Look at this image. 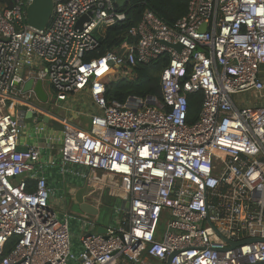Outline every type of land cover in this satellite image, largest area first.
I'll return each instance as SVG.
<instances>
[{
	"label": "built area",
	"instance_id": "obj_1",
	"mask_svg": "<svg viewBox=\"0 0 264 264\" xmlns=\"http://www.w3.org/2000/svg\"><path fill=\"white\" fill-rule=\"evenodd\" d=\"M120 1L53 0L44 30L27 21L33 0L0 5V264H264V103L234 100L264 92V0H190L174 26L146 9L129 29L135 42L86 60L106 29L126 19ZM165 53L161 101L107 100V81ZM47 78L57 101L90 93L98 112L89 128L33 104L35 83ZM196 91L204 101L190 125L188 94ZM22 107L62 125L46 141L58 147L63 173L87 168L78 174L100 193L99 207L106 191L119 201L106 233L80 236L79 255L70 215L61 220L50 204L40 146L19 150Z\"/></svg>",
	"mask_w": 264,
	"mask_h": 264
},
{
	"label": "trees",
	"instance_id": "obj_2",
	"mask_svg": "<svg viewBox=\"0 0 264 264\" xmlns=\"http://www.w3.org/2000/svg\"><path fill=\"white\" fill-rule=\"evenodd\" d=\"M190 0H121L118 10L126 14V19L119 24L108 27L105 35L99 37V45L86 53L85 59L99 58L109 51L117 50L124 42H135L136 38L129 35V29L139 23L146 9L152 10L169 26L188 12ZM3 7H12L14 0H0ZM170 56L165 53L149 62H137L128 74H122L106 83V98L109 102L124 103L129 97H155L162 100L161 74L168 66ZM189 110L187 122L194 124L199 118L204 101L202 91L188 94ZM29 190H32V181ZM7 251H5V254Z\"/></svg>",
	"mask_w": 264,
	"mask_h": 264
},
{
	"label": "crops",
	"instance_id": "obj_3",
	"mask_svg": "<svg viewBox=\"0 0 264 264\" xmlns=\"http://www.w3.org/2000/svg\"><path fill=\"white\" fill-rule=\"evenodd\" d=\"M262 77L264 79V67H263ZM71 97L72 99L68 101V99ZM260 97L262 99L259 104L264 103V92L261 94ZM69 98L64 102H60L59 104H57L61 108L60 111H63L64 117L71 119L72 121H74L77 124H80L84 128H89L92 115L98 112V108L93 103L90 93L88 91H82L80 93L70 96ZM78 100H81V102ZM17 110H18L17 111L18 117L22 125V128L23 129L25 128L27 130L28 128H26V121L28 118L26 116H23L22 113L26 112V115H27V113H29L30 111H28L26 107H22ZM82 117H87L89 119L88 125H84L82 121ZM57 119H49L47 130L44 133L32 132V133H25V135H21L20 146H25L27 144H37L40 146L41 155H42L41 162L43 163V166L41 167V171L44 172V174L46 175L48 179V184L52 191L51 199H50L52 203L54 202V197H53L54 192L58 191L57 192L58 198H59L58 202H60L61 204L60 211L56 210L53 207L52 203H51V206L57 212L58 216H60V214L61 216H64L66 214L70 215V220H69L70 226L71 225L73 226V228L70 227L72 237L78 236L80 240L81 235H85L89 233L90 231L97 233L96 232L97 228L92 229V227H89V226L84 227L81 221L79 220V218L77 217L78 212L71 211L73 204H76L75 198H74L76 191L78 190L80 185H83V183L86 182V179L83 180L81 179V177L77 175L76 173V171L78 170L77 166H74L73 168H72V165L68 166L70 171H66L65 173L62 172V168H61L62 173H57L56 167L59 166V164L50 165L47 163L48 160L52 156H54L55 159L58 157V147L51 148L48 145V142L46 141V135H50V134L58 135L59 134L60 131L59 132L55 131V124H54V123L60 124L57 121ZM61 128H62V125H61ZM37 168H40V165ZM66 173L72 175L70 179L66 177L67 176ZM53 177H55L56 183L54 182V180H52ZM97 191L98 190H95L93 193H90V195L95 194L94 195L95 205L99 206L100 193ZM69 195H71V203H68L67 201V198L69 197ZM102 222L105 226H108L109 224H111L104 220ZM79 246H80V242H79Z\"/></svg>",
	"mask_w": 264,
	"mask_h": 264
},
{
	"label": "water",
	"instance_id": "obj_4",
	"mask_svg": "<svg viewBox=\"0 0 264 264\" xmlns=\"http://www.w3.org/2000/svg\"><path fill=\"white\" fill-rule=\"evenodd\" d=\"M118 6V3H116ZM54 11V2L53 0H33L32 4L29 5L27 8V21L28 23L38 29V30H44L47 28L48 24L50 23V20L52 18ZM89 19L88 15L82 16L78 21V26L81 27L82 24ZM167 45H171L174 48H176L178 51H181L182 45L181 44H170L167 42H164ZM34 79H29L25 86L24 90H30L33 88ZM34 92L36 94V97L38 99V103H33L38 109H40L44 113H49L50 115H53L57 118H63L64 113L63 111H59L58 113L53 112V108L50 106L48 108V101L49 96L48 93L44 87V83L42 80H38L34 85ZM27 118L33 117V112L30 111L26 115ZM43 120L45 122H49V117L47 115L43 116ZM20 151H25L26 147L19 146ZM92 192V186L89 184L88 180L83 183V185H80L78 190L75 193V202L77 204V217L81 221L82 225L84 227L89 226L92 227V229L97 228V233H106V226L103 224V222L100 219V213H101V207L96 206L94 204V194H91ZM128 206V204H127ZM93 231H90L88 234H92ZM170 261H168L167 264H169Z\"/></svg>",
	"mask_w": 264,
	"mask_h": 264
},
{
	"label": "rangeland",
	"instance_id": "obj_5",
	"mask_svg": "<svg viewBox=\"0 0 264 264\" xmlns=\"http://www.w3.org/2000/svg\"><path fill=\"white\" fill-rule=\"evenodd\" d=\"M95 35L97 36V33H95ZM264 67V66H263ZM45 88L47 90V93H48V96H49V101H48V107H52L53 108V112L54 113H58L61 108L59 107V104L60 101H57L56 100V97H55V93H54V90L53 88L51 87V81L49 78L45 79ZM71 98L68 99L71 100ZM261 97L258 93L256 92H253V91H249V92H242V93H238L236 95H234V100L235 102L239 105V106H243V105H258L260 102H261ZM81 102V100H78ZM83 102V101H82ZM12 105V115L15 116V107H14V104H11ZM36 117H37V121H36ZM43 116L42 114L40 113H36L33 117H30L27 119L26 121V128H33L35 127L36 125L40 124L41 122H43ZM82 121L84 123V125H88L89 124V119L87 117H82ZM55 124V131L59 132L61 131V125L58 124V123H54ZM26 132V129L22 128L21 129V132L20 134L21 135H25ZM56 161H57V164L59 163L60 161V158L57 157L56 158ZM68 166L70 165H67V168H69ZM74 166L72 165V168ZM52 168V167H51ZM57 169V173H62L61 172V166L59 164V166L56 167ZM78 170L76 171L77 175L79 177H81V179H86L85 178V174H88L89 172V169L87 168H84V167H80V166H77ZM70 170V169H69ZM78 172H82L84 173L83 174H78ZM52 173V172H51ZM66 177L68 179L71 178V174H67L66 173ZM64 179V178H63ZM52 180H54V182L56 183V180H55V177L52 178ZM70 181V180H69ZM58 191L54 192V202L52 203V201L50 200V204L52 203L53 207L56 209V210H59L60 211V202H58V194H57ZM67 201L68 203H71V195H69V197L67 198ZM119 203V201L117 200V198L115 197H111L108 195V192L106 191L104 196H103V205L101 206V213H100V219L101 221H106V222H109L111 224H114V222H116V219L118 218L119 216V210L117 209V204ZM77 205L76 204H73L72 208H71V211L72 212H77ZM64 216H59V218L62 220ZM166 220H163L160 225H159V228L161 231H164L165 230V227H166ZM72 224V223H71ZM71 228H73V226L71 225L70 226ZM75 229V228H74ZM71 230V229H70ZM73 232V231H72ZM72 240H73V247H72V252L76 255H79L80 252H81V247L79 246V237L78 236H73L72 237ZM71 264H79L78 262H74L72 261Z\"/></svg>",
	"mask_w": 264,
	"mask_h": 264
}]
</instances>
